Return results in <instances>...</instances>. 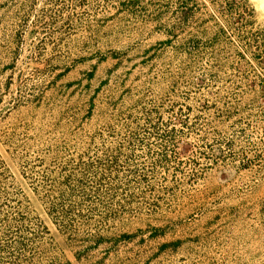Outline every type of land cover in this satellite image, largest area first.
Here are the masks:
<instances>
[{
    "label": "rangeland",
    "instance_id": "1",
    "mask_svg": "<svg viewBox=\"0 0 264 264\" xmlns=\"http://www.w3.org/2000/svg\"><path fill=\"white\" fill-rule=\"evenodd\" d=\"M0 264H264V0H0Z\"/></svg>",
    "mask_w": 264,
    "mask_h": 264
},
{
    "label": "bare ground",
    "instance_id": "2",
    "mask_svg": "<svg viewBox=\"0 0 264 264\" xmlns=\"http://www.w3.org/2000/svg\"><path fill=\"white\" fill-rule=\"evenodd\" d=\"M195 212L196 211L194 210V208H187V209H184V210H181V211H177L176 213L171 214L169 216V219H168L167 222L170 225H175V226H178V227H180V228L183 229V228L186 227V225H187V223L189 221H192L193 220V215H194Z\"/></svg>",
    "mask_w": 264,
    "mask_h": 264
}]
</instances>
